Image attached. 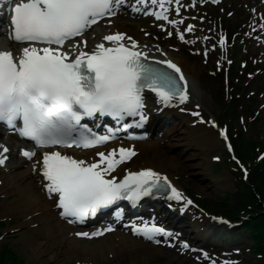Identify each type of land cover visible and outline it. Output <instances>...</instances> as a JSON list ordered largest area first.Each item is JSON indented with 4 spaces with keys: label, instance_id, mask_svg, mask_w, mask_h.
I'll list each match as a JSON object with an SVG mask.
<instances>
[{
    "label": "snow or ice",
    "instance_id": "obj_1",
    "mask_svg": "<svg viewBox=\"0 0 264 264\" xmlns=\"http://www.w3.org/2000/svg\"><path fill=\"white\" fill-rule=\"evenodd\" d=\"M124 3L125 0H19L15 3L9 9L8 34L27 46L22 48L18 59L12 51L0 50V121L13 127L16 121H22L20 134L41 147L72 144L91 147L115 138V132L108 129L109 135L96 136L87 124H81L83 117L99 114L123 121L125 117L139 116L135 122L139 127L147 120L143 111L145 89L155 93L165 106H171L173 101H187L188 81L180 67L170 60L161 61L172 70L169 72L144 63L141 53L134 50L137 42L126 33L103 37L114 46L100 43L91 53H73L72 49L78 50L81 44L87 43L74 38L83 37L106 16L116 15ZM152 3H159L163 9L165 0H152ZM152 14L157 19L168 20L163 12ZM186 30L191 32L193 26L187 25ZM125 38L131 41V47L123 43ZM180 39H184L183 32ZM224 43L222 38L221 46ZM129 126L124 124L125 128ZM3 150L9 151L7 147ZM136 154L134 147H121L108 154L99 152L100 160L88 163L60 151L45 152L42 165L43 176L48 181L47 191L49 195H57L58 207L65 218L73 217L81 222L98 208L121 197L135 201L151 194L153 188L158 191L170 188L169 199H184L181 192L171 187L166 176L151 169L130 172L120 182L106 178ZM24 155L31 159L36 153L25 151ZM4 163L6 157L0 155V164ZM120 214L117 212V216ZM133 229L157 244L161 243L157 236L174 235L156 223L134 224ZM113 230L108 227L78 235L98 237ZM183 247L187 248V243Z\"/></svg>",
    "mask_w": 264,
    "mask_h": 264
},
{
    "label": "bare ground",
    "instance_id": "obj_2",
    "mask_svg": "<svg viewBox=\"0 0 264 264\" xmlns=\"http://www.w3.org/2000/svg\"><path fill=\"white\" fill-rule=\"evenodd\" d=\"M130 24V23H128ZM114 30L116 32L120 33H126L128 36H133L137 32L133 29H130L126 27L124 22H116L113 26ZM186 64H181L182 69L187 73L189 76L188 81V90L190 92H193V95L196 96L197 89L195 87V67L192 66L186 59L183 60ZM191 120L185 116L182 118V124L186 126L185 133L177 135L178 138H181L185 136L186 138L183 139V141H187L188 144H192L195 149L202 148L206 146V144H209L210 140H213L218 143V138L215 134V132L211 129H206L203 125H197L196 127L190 126ZM181 124V123H180ZM179 126V125H178ZM172 130V129H171ZM167 136H170L167 134ZM203 143L201 144V142ZM156 146L159 150H162L164 148V144L161 143V141L156 142L155 144H150L149 146ZM154 152V151H153ZM146 154V153H144ZM153 162H158L156 158L152 160ZM163 163L157 164L159 170L165 172L166 168H172L175 166V163H171L168 159L162 160ZM25 170L19 172L18 174L14 175L12 177V182H16L17 186L19 187V191H15V193L19 196L16 201H11L7 208L9 210H12L11 213H21V212H27V214H34L36 211H39V209L43 208V203L41 202V198H43V195L40 194V191L37 189V183L34 180L26 181L25 178ZM26 181V183L24 182ZM40 213L37 218L40 222V228L31 229L26 224H23V232H28V235H30L29 231L34 230L37 231L32 237V242L35 245H39V252L42 255L53 254V250L55 249H64L68 252L72 251L70 247H68L62 239L52 240L49 237H47V230L46 227L50 226V223L48 221L47 215L45 212H38ZM10 215V213H9ZM35 216V215H33ZM31 221L33 222V218H31ZM194 224V227L197 228L198 226ZM27 233L25 234V238L28 239ZM44 240L43 243H40V240ZM30 246V245H28ZM138 246V244H137ZM138 252L146 253V255H152L150 249L145 250H137ZM48 259H54V257H48ZM40 261L44 263L41 257L38 258Z\"/></svg>",
    "mask_w": 264,
    "mask_h": 264
},
{
    "label": "rangeland",
    "instance_id": "obj_3",
    "mask_svg": "<svg viewBox=\"0 0 264 264\" xmlns=\"http://www.w3.org/2000/svg\"><path fill=\"white\" fill-rule=\"evenodd\" d=\"M211 87L208 85L206 87V93H205V101L208 105H212L211 109L213 110V115L219 120L220 119V115L222 112L230 113V115L234 118L236 117V114L232 111V110H224V107H222L221 102L214 97L213 95H211ZM238 115V114H237ZM239 116V115H238ZM226 121H228V119H226ZM247 121V120H246ZM232 123V128H237V127H242V123L241 121H238L236 118L235 120L230 121ZM246 123V122H245ZM235 130V129H234ZM257 133V130L254 132ZM253 133V131L247 126L246 128V134H252L251 136L253 137L255 134ZM217 149V147H216ZM218 165L220 166V169L217 171H212L213 175L216 177V184L212 185V189L210 191L209 195L211 197H217L218 194L226 189L228 186L234 188V185L236 184V182L238 181V179H236V175L232 172V165L230 164V162L227 163V165H224L223 162H219ZM214 170V169H213ZM231 172V173H230ZM203 178V180H202ZM197 182L196 183H192V186L195 190H197L198 192L202 194L203 192V187L206 188L207 187V183L206 181H204V176L202 177H196ZM23 221L22 218H18L15 223H9L7 224L6 227L1 228V232L5 233V237L3 240L2 244L5 243H9V245H11V247L14 249L15 253H17L16 255H22L23 257H25L28 261V264H36V254L33 253V251H31L26 245H24V243L22 242V235L18 233H9L7 234L12 227H14V225H18ZM0 244V247L1 245ZM24 258V259H25ZM24 261V260H21Z\"/></svg>",
    "mask_w": 264,
    "mask_h": 264
}]
</instances>
